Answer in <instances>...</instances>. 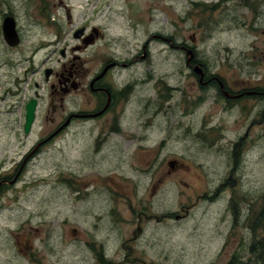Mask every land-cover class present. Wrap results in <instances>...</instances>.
<instances>
[{"label":"rangeland","instance_id":"374dc122","mask_svg":"<svg viewBox=\"0 0 264 264\" xmlns=\"http://www.w3.org/2000/svg\"><path fill=\"white\" fill-rule=\"evenodd\" d=\"M64 2L71 6L75 23H90L103 30L105 38L100 49L106 57L132 58L144 52L142 44L152 35L159 36V40L152 42L148 58L140 63L142 65H135L129 71H115L119 72L123 84L132 82L137 74L140 80L154 78L161 89L169 83L179 86L182 91L187 90L191 72L185 65L184 45L195 50L209 72L227 77L239 73L240 78L245 79L250 73L255 85L264 84V0ZM7 7L6 3L0 4V13ZM20 10L16 1L14 11L19 13ZM53 11L64 15L63 29L66 30V12L58 7ZM50 16L48 46L43 50L36 54L30 52L29 45H33L27 43V38L24 57L22 49L12 52L0 48V172H14V168L15 172H22L14 189L0 197V264H226L233 254L249 262L248 248L254 234L248 218L257 215L264 201V112H261L264 102H256L254 111L248 113L215 108L214 120L221 121L224 127L223 139L215 147L198 142L196 131L199 127L196 129L193 123L199 120L197 116L186 125L192 123V129L183 127L188 121L180 104L183 94L174 92L176 107L155 119V128L146 132L149 139L143 140L144 143L140 144L135 138H121V143H112L115 145L111 148L104 145L95 149L93 144L88 148V142L74 138L75 131L71 128L24 162V156L50 127L44 117L49 108L47 93L41 90L45 101L41 102L29 134L24 132L23 105L34 95V82H40L41 60L46 59L49 66L58 65L56 29ZM24 33L37 40V33ZM32 56L34 63L28 61ZM24 58L27 61H23ZM166 88L163 91L167 92ZM145 89L140 92L144 94ZM211 100L212 97H208L204 107L195 114L202 116L212 104ZM239 115L244 122L236 125L234 121ZM253 119L252 135L245 141L243 155L240 151L236 174L239 178L236 191L239 189L240 196L237 210L243 217L232 227L231 212L227 208L228 193H222L213 201L201 198L199 194L207 195L221 183L228 168V149L238 136L244 134ZM171 125L173 127L168 131L171 139L160 144L167 134V129L160 128ZM92 127V122L84 123L85 132ZM127 128L138 136V128ZM173 159L179 160L181 172L191 173L182 176L180 173L175 177L165 171L167 174L159 177L156 196H151L149 191L145 197L141 193L138 198L131 197L134 209L142 197L148 206L150 202L151 213L159 216L143 223V230L138 233H134V229L139 216L137 214L138 220L129 219L130 212L126 209L129 200L118 192L116 198L106 194L107 198H113L111 205H117L116 210L128 219L121 223L111 222L109 228L105 223L107 231L92 233L94 211H102V202L97 199L99 193L95 198L88 196L76 202L77 182L70 185L69 179H62L73 170L81 177H87L88 172H132L134 175L164 172L170 168L168 162ZM85 189L91 191L90 186H82V191ZM187 206H190L188 213L184 211ZM175 211L186 215L172 219ZM103 224L95 225V229ZM74 229H79L80 233L76 234ZM249 264L264 262L257 263L253 259Z\"/></svg>","mask_w":264,"mask_h":264},{"label":"flooded vegetation","instance_id":"af4514ba","mask_svg":"<svg viewBox=\"0 0 264 264\" xmlns=\"http://www.w3.org/2000/svg\"><path fill=\"white\" fill-rule=\"evenodd\" d=\"M16 1L23 13L21 10L19 13L14 11ZM2 3H6L8 7L0 13V48L3 47L12 52L22 49L21 54L24 57L23 49L26 45L24 42L27 38V43L31 42L33 45L32 47L29 45L28 50L30 52L36 54L37 51L43 50L48 46V16L54 15L53 17L50 16V19L56 29L57 39L55 44L60 57L57 66L47 65L44 58L41 60L39 64L40 82H34V87H32L35 88L34 95L29 97L23 104L26 115L27 103L33 98L36 99L37 109L34 126L41 102L45 101L41 90L47 93L49 108L44 117L46 125L50 126L33 147L34 149L32 148V151L30 150V153L28 152L24 156V162L38 154L43 145L56 139L60 133L62 135L71 128L75 131L74 138L88 142V148L90 144H93L95 149L104 145H109L111 148L116 143L119 145L121 138H135L140 144L144 143L143 140L149 139L146 132L155 128V119L164 111L176 107L174 92H182L183 94L180 104L183 107L184 118L188 119L187 122L183 123V127H191L192 129V123L191 126L186 125L192 122V117L197 116L199 120L193 123L196 124V129L199 127L196 131L198 142L209 147H215L219 145L224 135L223 123L214 120L217 114L215 108L224 112L240 110L242 113H248L254 111L256 102H264V84L255 85L250 78L252 74H247L245 79L240 78L239 73L230 74L227 77L222 73L209 72L206 63L196 56L195 50H193V58L188 59L186 57L185 65L191 72L187 78V90L182 91L179 86L169 83L166 84L167 88L165 86L161 89L159 82L155 81L154 78L140 80L137 74H135V79L132 82L123 84L119 72L116 73L115 71L121 69L129 71L135 65L146 60L152 42L159 40L158 35H152L151 39L142 44L144 52L132 58L106 57V54H103L100 49V43L104 42L103 39L105 38L103 30L90 23H75L71 6L65 3L64 0H0V4ZM57 7L66 12L68 20V22H65L66 30L63 29L62 17L64 15L53 11ZM54 18L56 20H53ZM7 20L12 24V27L9 26V34L5 30ZM23 22L27 23V26ZM37 24L38 28L36 27ZM25 31L37 33V40H33V35L26 37ZM15 42L18 43L13 45ZM183 47L187 53L188 46L184 45ZM142 55L143 57H141ZM23 61H27V59L24 58ZM28 61L34 63V57L32 56ZM27 72L26 69L24 73ZM144 87L146 89L142 94L140 91ZM165 88L167 92L163 91ZM208 97H212V104L203 111L202 116L195 114L198 109L204 107ZM261 112H264V105ZM242 121L243 117L239 115L234 124L237 125ZM86 122L93 123V127L87 132L84 129V123ZM254 123L255 120L253 119L248 124L244 134L238 136L231 143L226 156L228 168L221 177V183L215 187L213 192L207 195L199 194L201 198L206 197L213 201L222 193L227 192V208L231 212L232 227H234V223H239L243 217L237 210L240 196L239 189L236 191L239 183L236 174L240 166L241 152L243 155L246 150L244 147L245 141H248L250 135H252L250 131ZM132 126L138 128V136L131 134V130L127 128ZM172 127L171 125L160 128L163 131L167 129V134L161 139L160 144H164L165 141L171 139L168 131ZM33 151L35 152L33 153ZM21 163L19 164L22 165L23 163ZM168 163L170 168L164 170V172H138L137 175L132 174V172H88L87 177H81L73 170L71 174L65 175L62 179H69L70 185L77 182L76 202H80L81 199L83 201L88 196L95 198L99 193L97 199H99V203L102 202V211L101 213L94 211V224L92 225L94 231L92 233L101 230L107 231L106 224L109 228L111 222L121 223L123 220L128 219L116 210L117 205H111L113 198H107L106 194L113 195L116 198L117 192L125 200H129V205L126 207L130 212L129 219L134 221V219H137L138 214L139 221L135 223L134 229V233H138L143 230V223L159 216L151 213L150 202L148 206L142 197L137 200V207L134 209V206H131V197L138 198L140 193L145 197L149 191L152 193L151 196H156L158 191L156 193L155 191L160 184L159 177L161 174H167L168 172L171 174L170 176L177 177L180 173L181 176L185 173H191L181 172V164L178 159L170 160ZM14 169L16 170V168ZM15 170L9 173L0 172V197L6 191L14 189L20 181L19 176L22 172H15ZM202 172L207 171L202 169ZM197 176L201 180L204 179L200 175ZM176 184L181 187L178 181H176ZM82 186H90L91 191L85 189L83 191L89 192H83ZM105 204L107 205L104 206ZM137 209L138 212H135ZM184 211L188 213L190 206H187ZM186 213L175 211L172 219H180ZM102 224L103 227L95 229V225L101 226ZM75 231L76 234L80 233L79 229ZM81 231L83 232L82 229ZM89 231V228H87L86 233Z\"/></svg>","mask_w":264,"mask_h":264},{"label":"trees","instance_id":"16d2710c","mask_svg":"<svg viewBox=\"0 0 264 264\" xmlns=\"http://www.w3.org/2000/svg\"><path fill=\"white\" fill-rule=\"evenodd\" d=\"M264 200V196H263ZM256 216L250 215L248 218L249 227L254 234L253 240L249 245V262L241 260V256L233 254L226 264H249L254 259L255 262H264V201ZM252 255V256H251Z\"/></svg>","mask_w":264,"mask_h":264},{"label":"water","instance_id":"95a60500","mask_svg":"<svg viewBox=\"0 0 264 264\" xmlns=\"http://www.w3.org/2000/svg\"><path fill=\"white\" fill-rule=\"evenodd\" d=\"M12 27V24L10 23L9 20H7V23L5 24V30L6 32L9 34L10 33V27ZM18 42H15L13 45H16ZM187 57L188 59H191L194 57V51L192 49H187ZM199 66V65H198ZM198 70V69H197ZM36 109H37V101L36 99H31L29 100V102L27 103L26 106V115H25V123H24V132L26 134L30 133L34 120H35V116H36Z\"/></svg>","mask_w":264,"mask_h":264}]
</instances>
